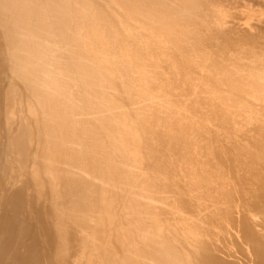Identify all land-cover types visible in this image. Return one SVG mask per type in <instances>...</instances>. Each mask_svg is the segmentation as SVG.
Returning a JSON list of instances; mask_svg holds the SVG:
<instances>
[{"label":"bare ground","instance_id":"1","mask_svg":"<svg viewBox=\"0 0 264 264\" xmlns=\"http://www.w3.org/2000/svg\"><path fill=\"white\" fill-rule=\"evenodd\" d=\"M255 4L0 0V264H264Z\"/></svg>","mask_w":264,"mask_h":264},{"label":"rangeland","instance_id":"2","mask_svg":"<svg viewBox=\"0 0 264 264\" xmlns=\"http://www.w3.org/2000/svg\"><path fill=\"white\" fill-rule=\"evenodd\" d=\"M261 5V6H260ZM252 8H254V9H252ZM252 8H251V14L252 15H254V16H252L251 14H250V16L252 17V18H255L256 16V19L257 18H264V4H258V5H253L252 6ZM242 9V8H241ZM241 9H238L237 11L234 9V11L232 12V15H234V13H236L235 15H238V16H241V14H242V11H240ZM232 10V9H231ZM230 10V11H231ZM254 10V11H253ZM241 12V13H240ZM229 13H231V12H229ZM240 13V14H239ZM258 14V15H257ZM264 30V29H263ZM263 30H262V34H263V36H264V32H263Z\"/></svg>","mask_w":264,"mask_h":264}]
</instances>
